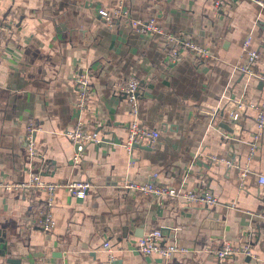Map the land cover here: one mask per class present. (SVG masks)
Instances as JSON below:
<instances>
[{"label":"crops","instance_id":"obj_1","mask_svg":"<svg viewBox=\"0 0 264 264\" xmlns=\"http://www.w3.org/2000/svg\"><path fill=\"white\" fill-rule=\"evenodd\" d=\"M264 3V0H258ZM3 0L0 33V180L24 183L30 169L45 182H90L86 198L56 192L55 228L36 226L47 200L44 190L0 187V264H106L111 242L116 264H218L223 244L249 238L254 257L236 254L224 264H264V133L252 150L256 111L264 82L239 68L243 44L260 59L264 75V7L257 0ZM122 5L130 20L155 18L166 31L211 51L198 59L182 50L172 63L166 39L129 21L108 23L101 9ZM91 79L87 108L78 107L76 80ZM140 82L142 126L160 132L150 150L125 143L133 120L120 87ZM35 124L40 158L30 163L24 141ZM83 123L103 141L87 146L74 163L66 133ZM212 157L233 162L213 163ZM43 166V169L41 167ZM243 174H246L245 177ZM154 177H157L156 179ZM176 190H211L218 203L187 204L124 188L127 180ZM162 231L168 243L187 247L171 258L146 256L139 240Z\"/></svg>","mask_w":264,"mask_h":264},{"label":"built area","instance_id":"obj_2","mask_svg":"<svg viewBox=\"0 0 264 264\" xmlns=\"http://www.w3.org/2000/svg\"><path fill=\"white\" fill-rule=\"evenodd\" d=\"M2 1L0 0V33L4 30L2 21ZM226 0H215V8L221 9ZM264 7V3L257 0ZM99 15L108 23H113L115 20H125L131 22L132 26L148 32L151 35H162L166 39L165 52L168 55L169 61L178 63L182 61V50H188L198 59H206L212 54L211 51L200 46L190 40H184L177 35L164 30L155 18H151L146 22L130 20L127 13L123 12L122 5L114 9H101ZM251 38L245 40L243 44V52L247 56V63L240 67L239 70L248 77H257L264 82V75H258L254 72L253 65L260 59V54L251 48ZM77 88L79 89L78 107L81 111L87 108V100L91 93V79L89 75H82L76 80ZM120 92L126 97V101L130 108V115L133 118L128 126V137L125 143L126 150L130 153L135 146H153L160 139V132L144 127L139 122L140 115V82L135 78H129L122 87ZM249 108L256 111V131L254 142L252 143V150L255 152L259 147L260 138L264 133V100L261 103L249 104ZM35 124L29 123L25 130L24 141L26 142V150L28 159L33 162L40 158L35 140ZM71 143L76 148L74 155V163L79 164L84 157V152L87 146L91 144H100L103 137L98 132L89 131L83 123H78L75 127L66 133ZM213 163H224L228 167L233 166V162L219 157H212ZM43 169V166L41 167ZM29 179L24 183H8L0 180V187L6 191L22 192L28 190H44L47 192V200L45 206L41 210L39 218L36 220V226L43 232H51L55 226L56 221L53 214L54 200L56 192L60 188L66 189L73 197L86 198L91 190L90 182L72 181L65 185L45 182L42 178L41 172L36 169H30ZM246 174H243L245 177ZM155 179L157 177H154ZM155 179L146 183H138L132 180L125 182L124 188L135 193L153 195L158 199L174 200L180 199L187 204L202 203L207 206H214L218 203V197L211 190L199 191H181L168 186L158 184ZM259 184L264 187V175L259 177ZM167 237L162 231H154L142 237L138 242V250L146 256L160 255L163 258H171L176 254H188L190 250L187 247L179 246L176 243H168ZM252 239H248L241 247H234L230 243H225L221 249L216 251L218 264L233 258L236 254H243L247 257L253 258L254 252L251 247ZM104 249L110 253L106 264H116V259L113 257V248L111 242L107 241L104 244Z\"/></svg>","mask_w":264,"mask_h":264},{"label":"water","instance_id":"obj_3","mask_svg":"<svg viewBox=\"0 0 264 264\" xmlns=\"http://www.w3.org/2000/svg\"><path fill=\"white\" fill-rule=\"evenodd\" d=\"M137 147H140V148H144V149H146V150H150L151 148H150V146H135V148H137ZM5 239H4V236L2 237L1 235H0V244L2 243V244H5Z\"/></svg>","mask_w":264,"mask_h":264}]
</instances>
